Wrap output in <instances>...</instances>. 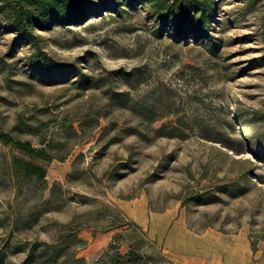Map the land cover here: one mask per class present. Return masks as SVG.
<instances>
[{
	"label": "rangeland",
	"instance_id": "374dc122",
	"mask_svg": "<svg viewBox=\"0 0 264 264\" xmlns=\"http://www.w3.org/2000/svg\"><path fill=\"white\" fill-rule=\"evenodd\" d=\"M79 1L0 12V264H264V0Z\"/></svg>",
	"mask_w": 264,
	"mask_h": 264
},
{
	"label": "trees",
	"instance_id": "16d2710c",
	"mask_svg": "<svg viewBox=\"0 0 264 264\" xmlns=\"http://www.w3.org/2000/svg\"><path fill=\"white\" fill-rule=\"evenodd\" d=\"M150 4L154 0H141ZM0 12H8L11 25L20 31L25 37H31L29 30L36 27H49L52 25H74L82 21L86 15L84 5L79 0H0ZM185 10H175L171 6L163 17V23L176 31L179 37L192 36L201 38L207 33L205 25V13L202 11L196 17H187ZM178 23V24H177ZM15 147L24 153L40 158L41 150H33L29 143H16ZM14 165L20 169L27 178H35L42 181L45 178V170L41 167L15 160ZM124 224H119V227ZM118 248L114 244L110 249Z\"/></svg>",
	"mask_w": 264,
	"mask_h": 264
}]
</instances>
